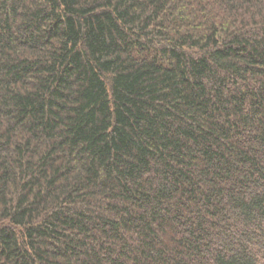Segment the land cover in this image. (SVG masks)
Segmentation results:
<instances>
[{"label": "trees", "instance_id": "trees-1", "mask_svg": "<svg viewBox=\"0 0 264 264\" xmlns=\"http://www.w3.org/2000/svg\"><path fill=\"white\" fill-rule=\"evenodd\" d=\"M0 264H264V0H0Z\"/></svg>", "mask_w": 264, "mask_h": 264}]
</instances>
